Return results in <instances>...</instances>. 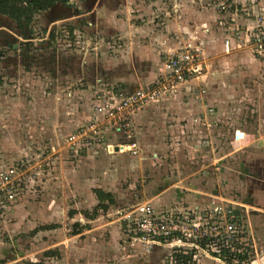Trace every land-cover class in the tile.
Here are the masks:
<instances>
[{
	"label": "crops",
	"instance_id": "crops-1",
	"mask_svg": "<svg viewBox=\"0 0 264 264\" xmlns=\"http://www.w3.org/2000/svg\"><path fill=\"white\" fill-rule=\"evenodd\" d=\"M71 2L72 4L66 6L57 5L55 17L51 15L53 18L49 16L48 20H54V24L72 22L74 33L77 35L75 43L79 44L80 34L86 32L92 38L87 42L92 49L100 48L103 56L107 54L109 56L107 52L111 53L104 62L95 57L87 58L85 55L78 57L71 54L74 57V74L91 83L121 89L143 86L169 70L168 58L183 45L192 43L201 48L208 67L206 74L202 78L191 80L186 85L185 92L181 91L170 98L148 104L135 114L131 129L134 132L132 140L138 143L139 150L141 147L152 149V155L159 158L160 152L155 150L163 149L170 141L158 140V134L155 132L156 119L162 110L166 117L172 119L169 121H173L176 126L184 121L186 133H193L187 136L190 140L186 141V145L196 138L193 146L199 148L198 142L202 141L200 139L206 136L210 138L205 140L214 149L209 165H214L215 169L219 170L223 159L237 152L238 147L225 155L216 154V141L221 140L215 135V128L221 120L218 117L221 109L217 108L221 96L217 93L218 86L227 85L226 76H231L227 74H232L230 70L233 65L260 63V56L251 50L238 49L249 48L247 39L256 28L258 17L264 15V0H71ZM222 5L225 8H222ZM51 25L53 26V23ZM97 36L102 40L105 38L108 40L93 43L92 40ZM112 39L118 43L117 46L113 44ZM18 72L17 77L21 75L22 70ZM233 81L240 80L233 78ZM242 88L238 84L230 85L231 92H239ZM184 94L188 96L187 99H184ZM90 114L89 110L86 119ZM237 129L245 134L241 140L245 141L243 144L251 140L250 145L256 139L250 137L241 126L234 125L232 133H227L225 142L235 146L241 142L234 137ZM172 141L175 144V141ZM122 144L124 143L117 145L115 136H111L105 143L93 149L82 150L80 153L67 149V155L73 158L81 157L78 162L84 157L95 159L104 153L112 154L111 152L115 150L129 153L132 158L138 157V153L131 154ZM116 145L119 146L118 149ZM64 148H67L66 144ZM66 170L64 174L72 184L68 186V191L67 188L60 186L55 190L54 199L45 200L37 205L27 206L22 205L23 202L18 203L4 219L0 220L3 222L0 224L9 226L11 217L15 215L16 223H19V226L22 224L23 229V234L18 237L13 233L16 228L13 231L8 229L9 233H12L8 235L14 238L12 237L11 243L7 244V248L0 244V257L7 258L8 264H19L22 260L24 261L22 264H132L135 257L145 252H142L144 246L135 242L127 221L122 218V209L129 205L128 201L123 204L119 199L117 202L114 196V202L109 204L106 210L97 208L99 199L96 189L111 193V190L113 193L116 190L113 187L107 188L108 181L104 185L95 184L96 180L85 175L75 164ZM197 173L198 171L189 173L186 180L179 178L171 184L166 182L165 187L162 186L157 193L143 201H150L157 208L173 206L205 208L214 200L212 197L219 198L215 193H220V190L217 184V186L213 184V188L208 191L206 186L202 188L201 184L198 185L194 180L188 183L189 178ZM178 187L194 191V199L193 196L188 197L189 194H184L185 192ZM171 188H175L174 192L168 191ZM166 191L168 194L161 196L164 192L167 193ZM174 193L179 197L173 196ZM113 204L114 209L111 208ZM69 223L73 225L72 232H68ZM50 224H55L56 227L39 229L32 233L35 228ZM15 247H18V250H15ZM168 247L156 245L147 255H150L153 261H158ZM137 263L142 264V261L138 260Z\"/></svg>",
	"mask_w": 264,
	"mask_h": 264
},
{
	"label": "rangeland",
	"instance_id": "rangeland-1",
	"mask_svg": "<svg viewBox=\"0 0 264 264\" xmlns=\"http://www.w3.org/2000/svg\"><path fill=\"white\" fill-rule=\"evenodd\" d=\"M262 16L264 15L258 17V21ZM48 19L46 12L36 14L31 22L33 31L46 30L43 26L50 30L52 25ZM0 23L6 27L15 25L10 18L2 16ZM69 32L67 28L58 27V32L55 33L58 41L54 40L48 44L47 38L36 39L33 42L37 43L34 48L38 52L43 50L45 54L57 51L63 55L95 57L101 62L110 57V52H107L109 56L108 54L103 56L100 48L94 50L89 46L87 42L92 39L90 34L81 33L79 37L81 42L78 44L75 43L77 35ZM42 36L44 35L37 38ZM104 40L107 41L108 38ZM104 40L97 36L92 41L94 43ZM113 44L117 46L118 43L113 42ZM246 49L251 50L250 48L238 50ZM260 60L258 65L249 63L233 65L230 70L232 74H227L231 76H226L227 85L218 86L217 93L221 96H219L217 108L221 109L218 113L221 120L215 128V135L221 140L216 141V154L225 155L238 147L237 152L223 159L219 170L215 169L214 165H209L214 149L205 140L210 138L205 137L203 132L205 138L198 142L199 148L193 146L197 141L196 138L186 145V141L190 140L188 137L193 133H186L184 121L177 126L173 121H169L172 119L166 117L162 110L159 111L156 119L155 132L158 134V140L170 141L163 146V149L155 150L160 152L159 158L152 155V149L141 147L138 150V157L135 158L121 150H118L119 152L112 150V154L104 153L95 159H88L83 155V160L78 162L81 157L73 158L67 155V148H64L65 137L86 120L96 91V83L86 81L75 74L53 76L43 70L22 71L19 77L2 75L0 77V166L10 165L24 156L34 158L35 162L47 158L43 171L18 203L23 202L22 205L28 206L54 199L55 190L60 186L67 188L68 191V186L72 184L64 173L66 169L72 167V164L77 165L88 177L94 178L97 185L107 184L108 181L107 188L113 187L116 191L115 193L111 191L116 201L120 199L119 202L123 204L127 201L131 204L137 200L147 199L157 193L162 186L165 187L166 182L171 184L179 178L186 180V175L198 171L197 175L189 178L188 183L194 180L198 185L201 184L202 188L206 186L208 191L214 185H218L220 193L215 194L219 196V199L212 198L216 201L231 203L244 212L241 227V230L245 232L243 242L252 250L251 258L243 264H264V191H255L243 175L245 167L251 162L257 160L264 166V58L260 57ZM214 66L213 63V69ZM232 77L240 81H233ZM232 84H238L243 88L239 92H231ZM234 125L241 126L250 134V137L256 139L252 140L250 145L251 140H247V144L241 141L236 144L237 146L225 142L227 133H232ZM131 137L132 140L133 130H131ZM126 141L128 139L123 134L115 137L116 144L126 145ZM260 183L264 185V172H262ZM175 188L168 191L174 192ZM179 189L183 190L184 194H189L188 197L194 195V191H187L186 188L181 189V187ZM166 194L168 192H164L161 196ZM173 196L179 197L175 193ZM113 207L114 204L111 208L114 209ZM11 218L9 226L0 224V244H4V248H7V244H10L14 238L8 235L12 234L9 233L11 230L17 229L13 232L15 237L23 234L22 224L19 226V223H16L15 215ZM68 228H70L68 232L73 231L71 223L68 224ZM184 249L191 251L188 247ZM15 250H18V247H15ZM142 252H145L141 254L142 257L141 255L135 257L132 264H138V260H141L142 264H178L173 248L168 247L158 261H153L146 251ZM193 260L196 264H228L226 260H218L204 250H196ZM4 261H8L7 258ZM23 262L22 260L19 264Z\"/></svg>",
	"mask_w": 264,
	"mask_h": 264
},
{
	"label": "built area",
	"instance_id": "built-area-1",
	"mask_svg": "<svg viewBox=\"0 0 264 264\" xmlns=\"http://www.w3.org/2000/svg\"><path fill=\"white\" fill-rule=\"evenodd\" d=\"M221 7L225 8L224 5ZM247 45L264 58V16L259 18L247 39ZM167 62L169 70L143 86L121 89L96 84L91 114L66 135L67 149L74 153L93 149L111 136L120 134L131 140L135 114L148 104L185 92L191 80L202 78L208 71L201 48L192 43L179 48ZM187 98L184 94V99ZM235 139L243 140L244 134L238 137L235 132ZM124 146L131 154L138 153L136 141L132 140ZM46 162L47 158L35 162L34 158L24 156L10 165L0 166V220L15 208L43 171ZM243 213L233 204L222 200H212L205 208L195 209L174 206L157 208L150 201L138 200L123 208L121 215L127 221L135 241L142 244L147 253L156 245H168L174 251L193 252V255L196 250H204L220 260L222 258L215 253L219 254L222 248L234 250L237 241L246 246L243 242L245 232L241 230ZM186 247L191 251L184 249Z\"/></svg>",
	"mask_w": 264,
	"mask_h": 264
},
{
	"label": "flooded vegetation",
	"instance_id": "flooded-vegetation-1",
	"mask_svg": "<svg viewBox=\"0 0 264 264\" xmlns=\"http://www.w3.org/2000/svg\"><path fill=\"white\" fill-rule=\"evenodd\" d=\"M57 5L66 6L67 3H59ZM57 5L43 12H46L48 17H51V15L55 17L54 13ZM1 16L10 18L6 15L0 14V18ZM53 17H51V19ZM10 19L15 25H8L6 27L0 23V77L8 74L11 76H17L19 70L24 72H38L43 70L51 73L53 76L75 73L73 56L63 55L61 52L57 51L49 52L47 54H45L43 50L38 52L37 49L34 48L37 43H33L36 39L45 40L47 38L48 42H45L48 44L57 40L55 33L58 32V27L67 28L70 31V34L75 35V28L74 25H72V22L54 24L55 21L51 20L49 22L50 24L53 23V26L50 30H48L46 26H43L46 30L41 29V31L34 32L31 23L29 25L21 26L14 19ZM40 35L44 36H42V38H37L40 37ZM262 172H264V166H262L261 162L257 160L247 164L245 167L243 175L245 179L250 182L251 187L255 188V191H264V185H261L260 183ZM4 259L5 257L0 260V264H8V261H4Z\"/></svg>",
	"mask_w": 264,
	"mask_h": 264
},
{
	"label": "trees",
	"instance_id": "trees-1",
	"mask_svg": "<svg viewBox=\"0 0 264 264\" xmlns=\"http://www.w3.org/2000/svg\"><path fill=\"white\" fill-rule=\"evenodd\" d=\"M67 1L69 0H0V14L8 16L21 26H24L29 25L36 14L47 11L59 3L65 4ZM95 192L99 199L97 208L106 210L109 204L114 202V195L111 192H106L102 189H96ZM54 227H56L55 224L39 226L32 233L39 229ZM234 246V250L230 247H224L219 254L215 253V255H219L228 264H243L251 258L250 252L252 249L250 246H245L243 243L240 244L238 241ZM174 256L178 264H196L193 260V252L183 253V251L177 250L174 252Z\"/></svg>",
	"mask_w": 264,
	"mask_h": 264
},
{
	"label": "water",
	"instance_id": "water-1",
	"mask_svg": "<svg viewBox=\"0 0 264 264\" xmlns=\"http://www.w3.org/2000/svg\"><path fill=\"white\" fill-rule=\"evenodd\" d=\"M70 4H72L71 0L67 1V5H70ZM236 134L238 135V137H242L244 132L241 131L240 129H237ZM116 149H118V146H116Z\"/></svg>",
	"mask_w": 264,
	"mask_h": 264
}]
</instances>
